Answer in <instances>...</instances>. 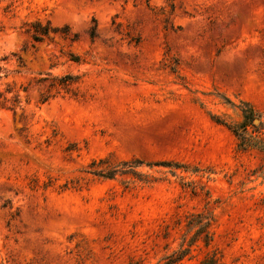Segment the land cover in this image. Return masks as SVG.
Here are the masks:
<instances>
[{"label": "rangeland", "instance_id": "obj_1", "mask_svg": "<svg viewBox=\"0 0 264 264\" xmlns=\"http://www.w3.org/2000/svg\"><path fill=\"white\" fill-rule=\"evenodd\" d=\"M246 104L264 145V0H0V264H264Z\"/></svg>", "mask_w": 264, "mask_h": 264}, {"label": "trees", "instance_id": "obj_2", "mask_svg": "<svg viewBox=\"0 0 264 264\" xmlns=\"http://www.w3.org/2000/svg\"><path fill=\"white\" fill-rule=\"evenodd\" d=\"M34 32L35 33L33 35V40L35 42H41L45 38H48L50 34H55L58 31L54 28H51L50 25L42 27L40 23H37L35 26ZM95 32H96V29L94 28L91 33L92 38L95 37ZM72 58H73L72 59L73 62H76V63L80 62L79 57H72ZM78 80H79V77H74L72 75H67L60 79H56L59 85L64 86V87L74 84L78 82ZM47 100L48 99H43V103L47 102ZM246 107H247L248 112L245 111L244 113V121L238 126L230 127V129L235 135V137L238 139L240 148H242L243 150H247L249 148H255V149H258L264 152V145H262L260 141H256V140L254 141V139H250V137L247 135V128L253 125V121L255 119H252V116H253L252 109H250V107L247 104H246ZM217 122L220 123L219 121ZM143 165L144 164L141 161H134L132 163L122 162L114 167H111L109 170H92L90 173L101 179L112 180L119 174H122V175L127 174L136 168L142 167ZM147 166L150 168L152 167L178 168L179 167L178 165L170 163V162H161V163L158 162L154 164H148ZM179 168H182V167H179ZM210 220L211 218H209V221ZM209 221H208V225H210ZM189 253H190V249H182L180 253H178V255L175 254L174 256L166 257L165 258L166 263L164 264H176L180 262L181 260H183ZM127 264H143V263L141 261L132 260L128 262Z\"/></svg>", "mask_w": 264, "mask_h": 264}, {"label": "water", "instance_id": "obj_3", "mask_svg": "<svg viewBox=\"0 0 264 264\" xmlns=\"http://www.w3.org/2000/svg\"><path fill=\"white\" fill-rule=\"evenodd\" d=\"M257 122V120H255V123Z\"/></svg>", "mask_w": 264, "mask_h": 264}]
</instances>
